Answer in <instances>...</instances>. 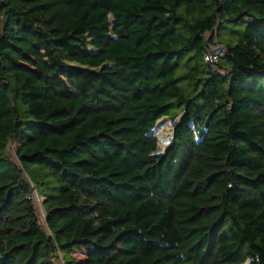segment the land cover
I'll return each mask as SVG.
<instances>
[{
    "label": "trees",
    "instance_id": "obj_1",
    "mask_svg": "<svg viewBox=\"0 0 264 264\" xmlns=\"http://www.w3.org/2000/svg\"><path fill=\"white\" fill-rule=\"evenodd\" d=\"M74 251L264 264V0H0V264Z\"/></svg>",
    "mask_w": 264,
    "mask_h": 264
},
{
    "label": "rangeland",
    "instance_id": "obj_2",
    "mask_svg": "<svg viewBox=\"0 0 264 264\" xmlns=\"http://www.w3.org/2000/svg\"><path fill=\"white\" fill-rule=\"evenodd\" d=\"M216 46H212V48L214 49ZM219 46V50L222 52L223 49ZM171 124L172 121L171 119H162L156 129H155V134L158 136V144H159V148L160 150L170 141V136H171ZM8 151L9 154L12 156V158L14 160H16L15 158V151H16V145L15 143L11 142L9 144L8 147ZM33 203L35 205L38 217H39V222L42 225V227L44 228V230H46L47 232V227L45 225V212L42 206V198L40 196H38V194L36 193V191L33 189L32 194H31ZM83 251H74L72 253V256L74 258V262L72 264H81L82 260H83ZM59 264H64L62 262L61 259L58 260Z\"/></svg>",
    "mask_w": 264,
    "mask_h": 264
},
{
    "label": "built area",
    "instance_id": "obj_3",
    "mask_svg": "<svg viewBox=\"0 0 264 264\" xmlns=\"http://www.w3.org/2000/svg\"><path fill=\"white\" fill-rule=\"evenodd\" d=\"M221 53L219 46H216L214 49L211 47L205 54L204 60L208 63H215Z\"/></svg>",
    "mask_w": 264,
    "mask_h": 264
}]
</instances>
